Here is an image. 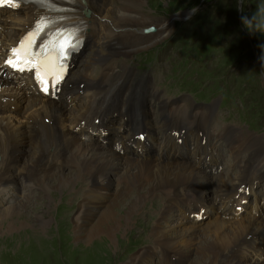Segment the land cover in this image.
I'll return each mask as SVG.
<instances>
[{
	"label": "bare ground",
	"instance_id": "bare-ground-1",
	"mask_svg": "<svg viewBox=\"0 0 264 264\" xmlns=\"http://www.w3.org/2000/svg\"><path fill=\"white\" fill-rule=\"evenodd\" d=\"M114 1L73 0L76 7L92 12L89 19H79L85 36L94 43V49H98L91 54L90 63L100 65L105 61L106 55L100 50L104 42L140 40L137 34L153 26L147 25L145 16L136 12L141 0H130L127 5L132 8L125 3L109 7ZM40 14L38 6H23L16 12L0 9V52L33 28ZM102 18L107 22L101 23ZM154 27L156 31L148 35V40L159 37L160 33H169L167 23L158 22ZM101 35L104 37L99 38ZM88 62L84 64L80 59H73L70 77L56 102L36 93L31 82L18 86L8 82L7 77L0 79V193L10 188L9 198H12L19 178L21 182L18 183H22L24 189L25 185L35 188L33 196L42 193L40 196L44 198L40 199L37 211L32 209L35 216L31 217L32 224L41 229L40 232L49 221L38 212L54 205L56 198L51 194L65 195L71 191L81 194L79 211L71 219L70 226L72 240L84 248L78 253L65 246V253H62L63 256L69 253L77 256L78 263L84 257L97 258L99 246L110 241L120 229L127 231L144 207H151L158 201L162 207L158 218L152 221L153 229L149 233L152 243L139 253L138 260H152L159 250H165L164 254L174 257L178 264L186 262L187 258L182 255L189 252L196 254L200 264H264V245L259 240L264 241V190H259L264 181L262 139L242 138L231 129L215 134L216 130L210 129L208 107L201 108L204 114L193 120L181 117L185 109L188 115L197 110L187 99H183L184 104L160 103L162 116L158 121L141 95L131 88L122 89L107 83L114 67L103 65L94 71L96 67L90 68ZM190 108L195 111L189 112ZM95 119L100 120L98 125L93 123ZM114 123L112 144L116 152L98 142L84 145L75 130L91 137L103 132L106 124L112 126ZM171 125H175L174 130ZM156 128L160 130L158 140ZM234 131L240 133L238 129ZM140 132L145 133L152 148L146 146L145 139L138 140ZM183 135L204 140L181 147L174 140H182ZM211 136H215L212 143L208 142ZM222 140L227 142L232 160V166L227 165L225 171L219 168L218 149ZM20 141L26 143V149L18 153ZM147 157L153 159L147 161ZM66 168L68 173H64ZM55 175L54 181L45 182ZM112 182L116 189L111 190ZM244 185L249 186L248 196L244 194ZM241 200H247V204L239 214L233 206L239 205ZM118 201H122L120 212L116 210ZM15 204L0 211V232L3 234L35 228L28 224L29 216L19 213L25 207ZM178 211L180 218L176 216ZM199 212L205 219L191 220L190 215L194 217ZM62 226L57 229L67 235ZM120 233L123 232L117 237ZM257 233H262V237L256 236ZM62 245L67 242L63 241ZM255 249L261 253L258 258ZM112 253L110 247L106 255ZM78 256L81 257L78 259Z\"/></svg>",
	"mask_w": 264,
	"mask_h": 264
},
{
	"label": "rangeland",
	"instance_id": "rangeland-1",
	"mask_svg": "<svg viewBox=\"0 0 264 264\" xmlns=\"http://www.w3.org/2000/svg\"><path fill=\"white\" fill-rule=\"evenodd\" d=\"M129 1L130 0H115L111 4L112 6L109 7L116 8L121 3H125L124 5L128 6L127 4H130ZM141 1V6L136 7V12L145 16L143 19L147 21V25L152 24L154 26L155 23L160 22L167 23L169 26V33L162 35L155 44L127 56V59H133L134 61L131 69L135 67L137 58H141L140 63L138 64L141 67L138 71L134 72V83H141V91L144 88H151L156 92L152 99L153 104L155 105L154 114L157 115L159 113L161 101H167V99L178 100L180 97L187 95L186 90H190L192 94H196V102L200 104L195 106V108H197L196 111L195 108H190L188 110L189 112L195 111L192 115L186 114L185 109V113L181 114V117H184L187 120L195 119L200 114H204V110L197 107L202 106V102L200 101L208 102L210 105H214V109H212L214 114L212 115L211 122L215 123L218 130L223 131L228 127H236V129L240 131V133H238L239 135L246 136L251 133L257 137H261V143H263L264 146V87L257 74V71L260 72V68L264 67V32L257 31L253 33L255 43L259 45V53L261 54V57L259 58V62L252 61L248 46L250 41L253 42V39L251 35L246 36L243 28H241V30L238 29L239 23L237 21L241 9L242 16H247L251 19V17L257 13L258 8L264 5V0ZM238 3H240L242 7H239ZM194 9H196L195 12H193ZM167 20L172 21L169 22ZM106 22V18H102L101 23ZM103 37L104 36L102 35L99 36V38ZM159 48L168 51L158 54L156 50ZM152 52H154V58L150 59V54ZM197 53L202 55V57L193 63L190 60L189 54H191V59H193V56L197 59ZM89 54L90 53L87 52V56L92 57V55L90 56ZM149 59L153 61L149 63ZM88 61L89 60H86V62ZM88 63L93 68L96 67L97 69H100L102 67L101 65L90 63V61ZM90 72L91 71L88 73L90 74ZM177 82H185V84L181 88V85ZM11 84L16 85L14 83ZM229 98L233 99L231 102H224L219 110V102L223 99L226 100ZM183 99L186 98H181L180 101L183 102ZM76 103L80 105L83 104L82 102L80 103V101H76ZM169 103L181 104L176 101H169ZM115 118L119 120L117 115H115ZM115 128V123L112 126L106 124L103 127V132H98V135L91 137L87 136V134H82L77 129L75 130L77 131L76 134L78 139L84 145L98 142L115 151L113 145L115 139L113 131ZM174 128L175 125H171V129L174 130ZM210 129L215 128L211 127ZM144 130H142V132ZM156 130L158 131L156 134L157 139L160 138V130H158V128H156ZM189 136L191 135H183L182 145L204 140L197 139L195 136H191V138L188 139ZM84 137L88 140H82ZM214 138L215 136H211L208 142L212 143ZM174 141L178 144V140ZM18 144V153L19 150L24 152L26 149V143L20 141ZM145 144L148 148L153 147V144L149 142V139H145ZM222 146V150L225 152V144L223 143ZM188 148L191 149L190 147ZM173 152V155H175V150H173ZM219 152L221 156L219 168H221L222 163L225 165L226 163L223 159L222 152L220 150ZM201 158L204 159V155H202ZM152 159L153 157L145 158L147 161ZM19 163L21 165V161H19ZM221 169L225 171L226 167ZM66 170L64 173H68V168H66ZM70 173L72 172L70 171ZM55 177L56 175L54 178L45 180V182H52L55 180ZM19 181L20 178L16 181L18 186L14 189L16 194H14L12 198H9L12 194L10 188L0 193V211L6 210V207L13 206L15 203H20V205L25 208L24 210L20 209L19 213L24 217L29 216L30 218H33L35 213H33L32 209L35 208V211H37V208L41 204L40 199L44 197L40 196L42 194L40 192L37 196H33V194L35 195L36 193V190H34L35 188L25 185L26 187L24 189L22 183H18ZM110 185L111 190L116 189L114 182ZM262 185L264 186V181L260 184V186ZM59 194H51L53 198H56L54 205L47 208L46 211L41 210L38 212V214L42 213L41 215H43L44 220L49 221L44 229L42 228L43 230L41 232V229L32 224V218L28 224L35 228L25 230L23 229L24 226H22L23 230L20 232L15 231L8 234L0 232V264H128L129 262H132V260H134L133 264H178V262L174 260V257L170 258L164 254L165 250H159L154 258L149 261L137 259L139 253L142 254L144 252L143 250L150 246L149 243H152V240L149 238V233L152 232L151 230L153 229L151 227L152 221H155V219L158 218V212H160V208L162 207L158 201L153 202L154 207H144L141 211L143 213L141 214L142 216L140 215L141 212L139 213L140 216L137 214L132 227L127 231L120 229L110 241L103 243L102 246H99V242L95 241L99 246V256H96L98 259L95 257H84L78 263L77 256H74L71 253L63 256L62 253H65L64 248L67 246L78 253H80L79 250L81 248H84L79 245L80 243L72 240L73 232L70 226L71 219L77 214L76 212L79 211V205L83 198L81 194L78 195L72 191L67 192L65 195H62L61 193ZM5 195L8 196V198H6ZM3 197L5 200H3ZM209 197L212 198L213 195L209 194ZM262 199L263 194L260 195V200ZM118 202L116 210H118L117 212H120L122 201ZM148 203L149 202L145 204L148 205ZM176 216L179 218L181 217L179 211L176 213ZM190 218L191 220H196L192 215H190ZM57 222L58 224L56 225L55 223ZM59 225L63 227L67 235L61 233L57 229V226L59 227ZM35 229H38V232ZM119 232L123 233H120V236L117 237ZM255 235L262 237V233H257ZM62 236H65V238ZM98 239L101 240V237H98ZM98 239L97 241H99ZM259 240L262 245H264V241L261 240V238ZM63 241L67 242V245H62ZM100 247L101 249L99 250ZM110 247L113 250V253L107 256L106 253ZM103 248L106 250H103ZM118 248H120V250H118ZM255 251L257 252L255 253V257L258 258L261 253L257 249H255ZM81 254H84L83 251H81ZM81 256H78V259ZM182 257L187 258L186 262L185 260L182 261V264L201 263L197 259L196 254H190V252L183 254Z\"/></svg>",
	"mask_w": 264,
	"mask_h": 264
},
{
	"label": "snow or ice",
	"instance_id": "snow-or-ice-1",
	"mask_svg": "<svg viewBox=\"0 0 264 264\" xmlns=\"http://www.w3.org/2000/svg\"><path fill=\"white\" fill-rule=\"evenodd\" d=\"M4 0H0V3ZM11 3V0H8ZM37 29L43 31L46 27L45 22L42 20L37 24ZM38 32H30L24 40L19 44V47L13 48L10 52L9 59L6 63L13 69L19 71H25L26 69H36V76L43 84V90L48 91V80L47 76L51 75L54 77L52 83L53 87L63 78L64 72V61L67 59L69 50H74L76 45L72 44L74 38L73 33H58L56 34V40L50 42L55 49L53 54L48 53L49 45H40L41 52H33L32 49L35 47V37Z\"/></svg>",
	"mask_w": 264,
	"mask_h": 264
},
{
	"label": "clouds",
	"instance_id": "clouds-1",
	"mask_svg": "<svg viewBox=\"0 0 264 264\" xmlns=\"http://www.w3.org/2000/svg\"><path fill=\"white\" fill-rule=\"evenodd\" d=\"M196 9L193 10L195 12ZM242 11V9H241ZM244 27L250 32H264V5L260 6L257 13L249 19L247 16L241 18Z\"/></svg>",
	"mask_w": 264,
	"mask_h": 264
}]
</instances>
